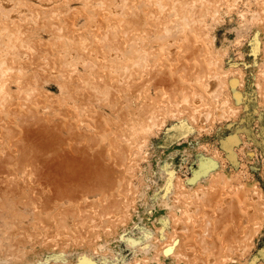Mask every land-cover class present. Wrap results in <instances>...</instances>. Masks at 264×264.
I'll return each mask as SVG.
<instances>
[{"label": "rangeland", "instance_id": "374dc122", "mask_svg": "<svg viewBox=\"0 0 264 264\" xmlns=\"http://www.w3.org/2000/svg\"><path fill=\"white\" fill-rule=\"evenodd\" d=\"M0 62V264H264V0H0Z\"/></svg>", "mask_w": 264, "mask_h": 264}, {"label": "crops", "instance_id": "0c3cea01", "mask_svg": "<svg viewBox=\"0 0 264 264\" xmlns=\"http://www.w3.org/2000/svg\"><path fill=\"white\" fill-rule=\"evenodd\" d=\"M196 163H197V166L201 165L200 159H198V162H196ZM212 164H213V162H212ZM211 168H213V167H210V165L204 164L202 167H199L198 171L195 174H193V176L196 175L198 177H201L203 175H206Z\"/></svg>", "mask_w": 264, "mask_h": 264}, {"label": "bare ground", "instance_id": "6f19581e", "mask_svg": "<svg viewBox=\"0 0 264 264\" xmlns=\"http://www.w3.org/2000/svg\"><path fill=\"white\" fill-rule=\"evenodd\" d=\"M186 20V19H185ZM166 30H168V28L166 29ZM3 63V62H2ZM0 66H1V62H0ZM215 84L217 83V82H214ZM220 84V83H219ZM213 86V85H212ZM214 87V86H213ZM215 88V87H214ZM217 88H218V86H217ZM220 88V87H219ZM217 89L215 88V91H216ZM213 91V90H212ZM212 93H215V92H212ZM214 95V94H213ZM212 95V96H213Z\"/></svg>", "mask_w": 264, "mask_h": 264}]
</instances>
